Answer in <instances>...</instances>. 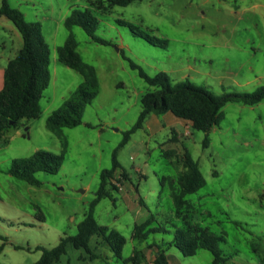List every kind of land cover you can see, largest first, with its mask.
Returning a JSON list of instances; mask_svg holds the SVG:
<instances>
[{"label":"rangeland","instance_id":"rangeland-1","mask_svg":"<svg viewBox=\"0 0 264 264\" xmlns=\"http://www.w3.org/2000/svg\"><path fill=\"white\" fill-rule=\"evenodd\" d=\"M7 1L26 21L41 25L49 47L50 83L42 92L39 117L7 128L0 139V235L5 238L0 240V264H33L41 256L38 247L53 248L60 238L77 233L100 174L112 167L113 151L136 122L140 98L150 89L125 58L148 76L165 72L173 83L189 82L214 96L251 93L264 86V0H136L109 9L105 0ZM73 9H89L98 19L94 35L111 44L95 43L78 26L69 31L64 22ZM116 20L166 40L167 47L149 44ZM10 25L15 29L11 21ZM69 33L82 61L95 69L99 88L84 110L82 124L64 128L58 137L46 128V120L83 82L81 74L57 58V47ZM166 133L151 138L145 129L137 130L116 154L144 205L129 210L121 194L108 186L112 198L102 199L94 209L99 225L125 237L122 259L138 246L146 256L142 264H154L156 250L147 243L171 239V234L151 235L147 242L136 243L134 226L149 215L156 219L154 226L163 224L169 231L172 224L182 223L175 217L168 186L160 184L163 177L175 178L183 169L180 163L171 164L158 146ZM191 133L181 142L198 162L205 185L185 197L184 214L190 222L224 236L220 247L231 257L228 264H264V100L254 106H223L218 125L207 134L206 148V134L194 129ZM64 147L58 173H37L38 185L8 174L13 159L36 151L59 155ZM118 183L116 178L110 181L119 188ZM123 188L124 182L118 191ZM96 244L93 238L90 246L99 260L68 244L57 264H124L106 246ZM167 254L176 257L169 264H212L211 254L204 250L185 257L170 248Z\"/></svg>","mask_w":264,"mask_h":264},{"label":"trees","instance_id":"trees-1","mask_svg":"<svg viewBox=\"0 0 264 264\" xmlns=\"http://www.w3.org/2000/svg\"><path fill=\"white\" fill-rule=\"evenodd\" d=\"M107 9L115 6L125 7L136 0H105ZM9 19L19 34L23 44L16 56L11 59L5 70L3 86L0 90V139L3 131L11 126H17L23 119H35L41 112L40 99L43 90L50 83L49 72V47L41 32L38 22H28L23 13L11 7L7 0H1L0 17ZM116 23L129 28L130 32L144 39L153 46L167 47V41L151 37L137 27L122 20ZM65 27L70 31L72 27L82 28L91 39L101 45H110L111 42L98 38L94 31L98 26V19L89 9H73L65 19ZM57 58L63 65L75 70L83 77V82L73 91L62 105L54 110L46 120V128L56 136L62 135L64 128H75L82 124L85 108L98 95L99 83L95 69L84 63L77 52V43L71 33L65 42L57 47ZM131 67L147 83L150 89L141 96V110L133 126L126 130L123 139L113 151L112 167L100 174V184L95 193V198L89 205L84 219L77 225V233L73 236L60 238L59 243L53 248L38 247L41 251L40 258L33 264H56L67 253V245L71 244L75 250H84L92 259L99 257L91 251L89 243L96 237L106 246L114 257L122 260L124 264H142L146 258L142 248L134 247L132 255L122 259L121 252L126 243L125 237L117 230L108 226L99 225L94 216L96 205L104 198H112L108 186L110 181L119 175L121 182L129 179L128 174L117 161V151L124 147L130 137L137 130L144 128L147 117L171 113L176 118L190 124L192 129L206 134L203 147L208 146L207 134L219 123L220 111L227 103H241L254 106L264 100V86L251 93H223L214 96L206 89L189 82L173 83L165 72L148 76L137 64L125 58ZM65 147L61 154L56 155L47 151H36L29 157L13 159L8 174L25 181L29 185H38L35 175L39 172L57 174L64 160ZM163 156L171 164L183 166L175 178L163 177L160 184L167 185L170 197L175 207V217L181 220V225L172 224L169 231L163 224L153 225L156 219L153 215L140 224H135L133 238L137 244L147 242L151 235L171 234L168 241L147 243L148 248H155L154 264H169L167 251L177 249L183 256H195L197 251L204 250L211 254L212 264H228L231 257H225L220 243L225 242L223 235H216L200 224L190 222L184 214L187 207L185 197L196 193L205 185V180L200 172L198 162L194 160L188 150L182 155L173 150L163 151ZM1 220V218H0ZM0 240L5 238L0 235ZM4 244V243H3ZM1 245V249L2 246Z\"/></svg>","mask_w":264,"mask_h":264},{"label":"crops","instance_id":"crops-1","mask_svg":"<svg viewBox=\"0 0 264 264\" xmlns=\"http://www.w3.org/2000/svg\"><path fill=\"white\" fill-rule=\"evenodd\" d=\"M15 29H13V27L10 25L9 19H7L5 16L0 17V90L3 86L4 70L8 62L16 56L17 52L21 49L23 44V41H20L22 39L18 38ZM4 32H6L7 34L6 36L3 35ZM10 35L13 36L14 38H10ZM143 129H145L148 132V136L151 138L159 135L162 132L167 131V133L165 134V138H163V141L158 146L162 152L165 150H173L179 155L183 154L185 151V148L181 140L186 137L192 136L191 133L192 127L190 126V124L176 118L171 113H165L160 116L153 114L149 115L145 121ZM139 171L141 172V170ZM140 176L144 177L142 172L140 173ZM117 192L121 194V201L131 211H138L137 204L138 206L144 205L142 199L139 196L138 189L134 188L130 178L124 182L123 190ZM162 194H163L162 191L159 190L157 197L161 198ZM140 211L145 215L144 213L145 211L143 210ZM93 238H91L90 242L92 241ZM96 242H97L96 245L100 247H105L100 243V240L97 238H96ZM89 247L91 249L90 243H89ZM91 251L93 252L92 249ZM93 254L95 253L93 252ZM97 256L99 257V255ZM167 256H168V263L171 261L172 258L174 259L176 258L174 254L173 255L167 254Z\"/></svg>","mask_w":264,"mask_h":264},{"label":"built area","instance_id":"built-area-1","mask_svg":"<svg viewBox=\"0 0 264 264\" xmlns=\"http://www.w3.org/2000/svg\"><path fill=\"white\" fill-rule=\"evenodd\" d=\"M115 178H116V180L119 182L118 185H119V188H120V187L123 185V181H122V182L120 181L121 178L119 177V175H116ZM116 187H117V186H116ZM119 188H118V189H119Z\"/></svg>","mask_w":264,"mask_h":264}]
</instances>
